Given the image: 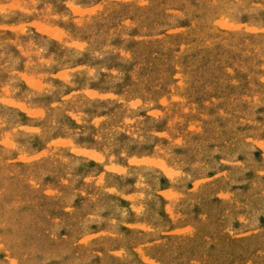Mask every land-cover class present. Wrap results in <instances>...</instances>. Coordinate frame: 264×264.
<instances>
[{
    "label": "rangeland",
    "instance_id": "rangeland-1",
    "mask_svg": "<svg viewBox=\"0 0 264 264\" xmlns=\"http://www.w3.org/2000/svg\"><path fill=\"white\" fill-rule=\"evenodd\" d=\"M2 8L0 264H264V0Z\"/></svg>",
    "mask_w": 264,
    "mask_h": 264
},
{
    "label": "clouds",
    "instance_id": "clouds-1",
    "mask_svg": "<svg viewBox=\"0 0 264 264\" xmlns=\"http://www.w3.org/2000/svg\"><path fill=\"white\" fill-rule=\"evenodd\" d=\"M15 7H19V5H17V4H12V5H9L8 6V8H15ZM8 8H2V9H0V12H6V11H8ZM7 17H5V19H6Z\"/></svg>",
    "mask_w": 264,
    "mask_h": 264
}]
</instances>
